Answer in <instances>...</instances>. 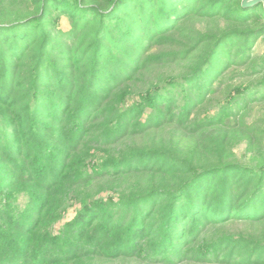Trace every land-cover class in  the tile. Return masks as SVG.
<instances>
[{
	"label": "trees",
	"instance_id": "trees-1",
	"mask_svg": "<svg viewBox=\"0 0 264 264\" xmlns=\"http://www.w3.org/2000/svg\"><path fill=\"white\" fill-rule=\"evenodd\" d=\"M262 36L242 0H0V264H264Z\"/></svg>",
	"mask_w": 264,
	"mask_h": 264
},
{
	"label": "rangeland",
	"instance_id": "rangeland-1",
	"mask_svg": "<svg viewBox=\"0 0 264 264\" xmlns=\"http://www.w3.org/2000/svg\"><path fill=\"white\" fill-rule=\"evenodd\" d=\"M59 27L61 30L65 32L69 31L71 29V22L69 18L62 17L59 23ZM251 52L264 56V36H262L261 38L253 42V45L251 46ZM233 70H236V68L235 67L232 68V70H230L228 74L231 73ZM249 82H253V80L249 79L242 83L248 84ZM245 119L249 123L258 124V126H260L262 130H264V99L261 102H258V101L252 102V105H250L246 111ZM235 153L237 154L239 159L243 160L246 163L248 162L249 157L245 152L244 144L238 145L235 148ZM20 203L24 205L25 202L23 198H21ZM74 211L75 209H70L66 213V215L64 216V219L55 226V232H57L63 226L64 223H66L67 221H69L70 219L74 217ZM118 264H123V263H118Z\"/></svg>",
	"mask_w": 264,
	"mask_h": 264
},
{
	"label": "water",
	"instance_id": "water-1",
	"mask_svg": "<svg viewBox=\"0 0 264 264\" xmlns=\"http://www.w3.org/2000/svg\"><path fill=\"white\" fill-rule=\"evenodd\" d=\"M262 5L264 10V0H242L243 7H252Z\"/></svg>",
	"mask_w": 264,
	"mask_h": 264
}]
</instances>
